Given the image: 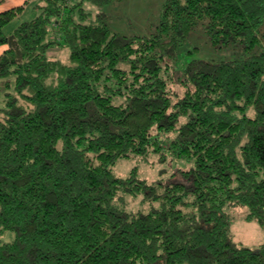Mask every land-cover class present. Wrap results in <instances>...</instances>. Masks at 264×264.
<instances>
[{
	"label": "trees",
	"instance_id": "16d2710c",
	"mask_svg": "<svg viewBox=\"0 0 264 264\" xmlns=\"http://www.w3.org/2000/svg\"><path fill=\"white\" fill-rule=\"evenodd\" d=\"M85 1L41 0L10 35L30 1L0 12V77L15 79L0 108V264H264L230 214L264 226V0H165L150 36L114 32ZM200 25L243 52L194 59L176 80ZM165 150L194 161L182 181L114 173ZM127 195L149 210L119 205Z\"/></svg>",
	"mask_w": 264,
	"mask_h": 264
},
{
	"label": "rangeland",
	"instance_id": "374dc122",
	"mask_svg": "<svg viewBox=\"0 0 264 264\" xmlns=\"http://www.w3.org/2000/svg\"><path fill=\"white\" fill-rule=\"evenodd\" d=\"M28 0H9L8 5L12 7L23 5ZM26 11L15 19L5 28L6 33L10 35L21 23L31 21L39 12L35 10L36 4L41 0H29ZM80 0H72L76 4ZM165 0H123L111 2L109 5H97L90 0L85 1L84 8L93 15V19L100 13L107 15L109 25L114 32L126 34L129 36H150L155 32L158 23L161 21ZM4 5H1L3 7ZM2 50L3 47H0ZM243 50L234 45L227 48H215L209 40L203 25L198 26L192 31L189 38L183 43L179 52V59L175 63L176 80L182 76L185 67L194 59L209 61H228L239 58ZM71 51L63 48L51 50L50 55L54 59H61L68 63ZM10 81L11 90L14 91V77L6 79L0 77V108L6 104L5 92L6 83ZM176 92L182 94L181 88L177 84L173 87ZM163 154L166 156L164 157ZM194 161L186 159H174L170 152L165 150L163 153L152 152L147 160L138 157H129L121 159L114 167V173L118 176L129 177L133 169H137L140 179H146L148 182L167 180L171 183L182 181V172L194 167ZM142 195H127L124 199L118 200V204L125 206L129 211L143 212L150 208V203L143 201ZM232 215V234L235 243L245 247L256 248L264 244V226L257 221L247 219V208L234 207L231 209ZM13 235L7 234L5 241L11 240Z\"/></svg>",
	"mask_w": 264,
	"mask_h": 264
},
{
	"label": "crops",
	"instance_id": "0c3cea01",
	"mask_svg": "<svg viewBox=\"0 0 264 264\" xmlns=\"http://www.w3.org/2000/svg\"><path fill=\"white\" fill-rule=\"evenodd\" d=\"M8 2H9V0H7V2L4 4V6L0 8V12H4V11L9 10L10 8H13V7H14V6L12 7V5H8ZM0 6H1V5H0ZM16 7H18V6H16ZM5 49H6V47H3L2 50L0 49V55L2 54V52H3Z\"/></svg>",
	"mask_w": 264,
	"mask_h": 264
}]
</instances>
